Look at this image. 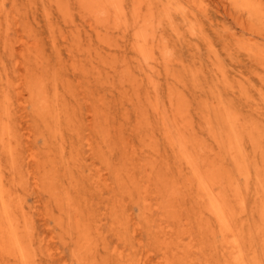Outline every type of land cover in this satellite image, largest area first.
<instances>
[{
  "label": "bare ground",
  "instance_id": "obj_1",
  "mask_svg": "<svg viewBox=\"0 0 264 264\" xmlns=\"http://www.w3.org/2000/svg\"><path fill=\"white\" fill-rule=\"evenodd\" d=\"M179 1L41 0L51 60L16 0H0V264H53L50 249L41 256L35 209L75 264H264V98L236 89L216 64L211 82L175 73L174 15L211 14V0ZM225 1L251 21L245 53L264 57L251 42L262 35V0ZM68 2L87 27L62 33L63 56L50 15L53 5L67 21ZM64 60L78 83L104 76L108 86L78 92ZM114 96L127 103L116 121ZM130 121L136 141L117 137L119 148L110 131Z\"/></svg>",
  "mask_w": 264,
  "mask_h": 264
},
{
  "label": "rangeland",
  "instance_id": "obj_2",
  "mask_svg": "<svg viewBox=\"0 0 264 264\" xmlns=\"http://www.w3.org/2000/svg\"><path fill=\"white\" fill-rule=\"evenodd\" d=\"M178 1L179 0H172L173 3H177ZM224 1L225 0H211V7L209 9V12L211 14L210 15L208 14L209 18H207V17L204 18L203 17L204 15H203L202 12H200V10H197L196 8H192V7H189V6H186V8H188L189 10H192L193 13H194V16L192 17V19L189 20L190 23H189V21L187 19L183 20L181 15H179V14H178L179 16L178 15H174V17L177 18V19L180 17L179 20H177V19L175 20V18L173 19L174 23L177 25V29L180 32V34L176 35L174 33H171V31L169 30V33H170L169 37L170 38L168 37V43L171 46V50H172L173 56H175L176 58L179 57L178 60L181 61V63L183 64L182 66L179 65V66L175 67V73L178 72L177 74H182L183 73L185 75L186 74L185 71L189 72L190 70H198L200 72L199 73V77L202 80L207 79V80H209L211 82V81H213L212 80L213 77H212V72L210 70V66L212 67V66H214L216 64V65H219L226 72L225 73L226 77H227V74H228V78H227L228 81L236 89L238 87L242 88V90L245 91L246 93H248L249 95H251V97L256 98V99H263L264 98V91H263V89H264L263 87L264 86H262L260 84L263 83V81H264V80L262 81V79L264 78V73L261 72V71H264V57L248 56L247 53H245L246 50L244 49L246 46H248L250 44V43L248 44L246 42V39L250 36V34L248 33V27H250L251 21L245 15H241L238 12H236L233 8H231V6L229 4L227 5L226 1L225 2ZM68 3H69L68 5H69V8H70V14L71 15H70V17L68 18L67 21H65L62 18V16L60 15L59 12L55 11L56 10L55 6H53V5L51 6L52 7V14L50 15V22L54 26V33H53L54 42L56 43L58 38L60 39V40H58V41H60V44H59L58 41H57L56 44L58 45L57 46L58 48L61 47V50H60L61 53H62V50L64 51V48H63V45H62V38H61L62 33L66 34L70 28H73L75 31L79 30L81 28L79 30V32L82 33L81 36H83V30L87 27L84 19H82L80 17V14H79L78 10L75 8V6L71 2H68ZM262 3H263V6H264V0H262ZM16 4H17L16 5L17 16L19 18H21V20L24 21L27 24L28 27H31L33 29L34 34L35 33L37 34V35L36 34L35 35L37 37V40H38V42L40 44V47H41L42 51L43 52L45 51L46 55H49V53H50V55H49L50 59L54 60L55 59V55H54V52H53V46L51 45V43H52L51 42V34H50V31L47 28V25L45 23V17L43 15L44 8L42 6L41 0H30V1L29 0H16ZM225 5H227V6H225ZM21 7H22V9H21ZM39 8H40V10H39ZM75 12L77 14H75ZM53 13H55V14H53ZM74 14L77 17H75ZM40 15H42V16H40ZM52 16H53V18H52ZM200 16H201V18H200ZM195 17L196 18L198 17L197 20H196ZM40 18H41V20H40ZM214 19H216V21ZM28 20H29V23H28ZM177 21H180V22H177ZM32 23H34V24H32ZM213 23H216V24H213ZM217 23H219L221 26L217 25ZM38 24L43 25L44 28H43V26L41 27V25H38ZM190 24H193V29L192 30L196 31V32L194 31L196 33V35H190V33H188L189 32L188 29L190 27L189 26ZM32 25H34V26L32 27ZM222 25H224V27L227 30H224L222 28ZM254 27L257 28L261 32V34L264 36V20L262 22H260V21L259 22H255ZM58 28H59V30H58ZM182 28L184 29V31H182ZM229 32H234L235 33V37L233 38V37L229 36ZM222 33H223V35H222ZM188 35H190V36H188ZM259 35L254 36V38L252 37L251 42H253V46L254 47H257V48L259 47L261 49H264V37L262 35H260V36ZM229 38L232 39V40L231 41L227 40ZM45 39H46V43L44 41ZM112 39L114 41H116V40L119 41V40H121V37L115 31L113 36H112ZM190 41H191V43H190ZM229 41H230V43H229ZM226 42H228V43H226ZM187 44L189 45V48H188ZM47 45L49 47V51L50 52L48 51V48H46ZM43 47L45 48V50H44ZM64 53H65V51L62 53L63 56H64ZM252 57H254V58H252ZM255 60H257V61H255ZM7 65H9V64H7ZM253 66H254V68H252ZM258 66H260L262 68H260ZM184 67L186 68L185 70H183ZM206 68L209 71H207ZM258 68H260V70H261V71L258 70L259 73L256 71ZM253 69H254V71H253ZM247 70L248 71L252 70V71H251V73H249ZM61 71H62V73H64L63 74L64 77L70 81V83L73 85V88L76 89L78 92H80L81 90H85V89L88 90L91 87H97V88L99 87V89H102L100 85L108 86V84H103L105 81H107V78L104 77V76H101L100 78H98L97 82H95L93 80L89 81V79L88 80L86 79L87 82L78 83L76 78H74L72 75H70V74H72L71 73L72 69H71L70 63L67 60L64 62ZM246 71L248 73H246ZM208 72L209 73L211 72V73L209 74ZM242 72L245 73V74H242ZM229 73L233 77L229 76L230 75ZM246 74L247 75L249 74V75L247 76ZM250 74H251V77H249ZM245 76L249 77L251 79L246 78ZM186 77H187V74H186ZM252 77L254 78L253 80H252ZM256 79L258 80V82L261 79V83H259V84L256 83L255 82ZM252 84H258V87L260 89L262 88L261 91H260V89L258 87H256L255 85L253 86ZM91 90H93V89H91ZM186 92H188V91H186ZM192 92H193V90L191 91V93ZM191 93H190V95H191ZM234 96L235 95L233 94L232 98L234 99V101H237L236 96H235V98H234ZM188 97L190 98V100L193 99V97H191V96H188ZM119 99H120V97L114 96L113 100H112L113 107L111 106V108H109L110 113H113L114 116L116 117L115 121H116V119L117 120H121V115H122V112H123L122 105L125 106L127 104L126 101H124L122 99L119 100ZM85 104L86 103H82V108H81V116H83V117L86 115V109H87V104L86 105ZM110 104H111V102H110ZM118 108H120V109H118ZM83 117H82V119H83ZM131 121L130 122H125L124 126L121 128L122 131L119 130V132H117V133H115L116 131H113V130L110 131L111 134H112V138L116 142H117V137L122 139V141H124L126 138L130 139V138L133 137L132 136L133 132L131 131V128H132L131 127ZM110 125H111V123H110ZM131 140L136 141V138L133 137ZM116 142H115V144H117L119 146V148H121V142H117V143ZM116 152H117L116 153V155H117L118 154V150H116ZM95 162L98 163L97 160ZM34 195H35V193H33L31 191L27 192V194L25 196L27 203H31L32 202ZM128 206H131V205H128ZM131 210L133 211V215H135L137 213V210L134 207L131 208L129 211H131ZM32 212L33 213H31V214H33L32 218L34 220L36 230L39 231L40 234H42V235L45 234L46 235V237L39 244L40 245V247H39L40 250L43 248V250H41L42 251V255H41L42 258L43 259H48V257H47V252L48 251L46 252V250L50 249L51 252H53L52 255H51V257L53 259V262H52L53 264H60L63 261H65L66 264H75L74 260L72 258L71 259L69 258L70 257L69 251H67L68 249L61 242L62 240H61V238H59L57 229L53 227L51 230H53V229L54 230L52 232H50V228L47 230V229H45V227H43V225H42L43 219H42V216H41V213H40V209H35ZM36 221H38V222H36ZM52 234H54L53 235L54 237H52V239L48 240L50 235H52ZM110 245H111V243H110ZM56 246H57V248H56ZM63 248H64V250H63ZM65 253L67 254V256L69 255V257H66ZM43 255H44V257H43ZM45 256H46V258H45ZM54 259H55V261H54ZM65 259H67V260H65ZM108 261H109L108 264H110L111 259L108 258ZM102 262H103L102 260L98 259V264H102ZM93 264H97V262L93 263Z\"/></svg>",
  "mask_w": 264,
  "mask_h": 264
}]
</instances>
